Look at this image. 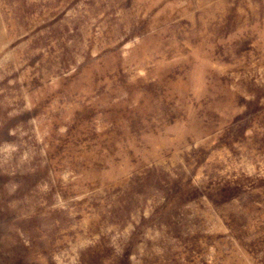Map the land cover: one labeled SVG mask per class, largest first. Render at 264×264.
<instances>
[{
    "label": "rangeland",
    "instance_id": "obj_1",
    "mask_svg": "<svg viewBox=\"0 0 264 264\" xmlns=\"http://www.w3.org/2000/svg\"><path fill=\"white\" fill-rule=\"evenodd\" d=\"M0 264H264V0H0Z\"/></svg>",
    "mask_w": 264,
    "mask_h": 264
}]
</instances>
